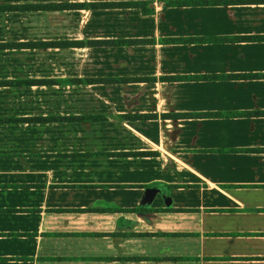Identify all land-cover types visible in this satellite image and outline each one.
<instances>
[{
  "label": "crops",
  "instance_id": "0c3cea01",
  "mask_svg": "<svg viewBox=\"0 0 264 264\" xmlns=\"http://www.w3.org/2000/svg\"><path fill=\"white\" fill-rule=\"evenodd\" d=\"M170 1L0 0V42L80 41L0 47L31 80L0 83V264H264V74L220 76L264 39H161L264 34V1Z\"/></svg>",
  "mask_w": 264,
  "mask_h": 264
},
{
  "label": "trees",
  "instance_id": "16d2710c",
  "mask_svg": "<svg viewBox=\"0 0 264 264\" xmlns=\"http://www.w3.org/2000/svg\"><path fill=\"white\" fill-rule=\"evenodd\" d=\"M257 1H264V0H174L170 1L171 3H182V2H197V3H227V2H257ZM113 3V2H111ZM118 4L124 5V4H135L141 6L142 10L144 12H149L152 10L151 7L148 6L147 1H130V2H116ZM12 6H18V5H9V4H0V9H6L10 8ZM162 40L166 41H204V40H227V39H264V34H246V35H229V36H214V37H204V36H175V37H165L161 38ZM153 39H110V40H104L101 41L103 43H108V44H124V43H130V42H135V41H150ZM98 42V41H97ZM71 43H80V41L74 40V41H63V40H48V41H24V42H0V47H5V46H57V45H67ZM259 74H264L260 72H235V73H222L220 76H227V77H234V76H254V75H259ZM219 76L218 74L214 73H203V74H188V75H163L161 76L162 78H170V79H177V78H189V77H204V78H210V77H216ZM123 79H147V76H126V77H121ZM100 78H93V77H88L86 78L87 81H97ZM78 80H81L80 78ZM77 80V81H78ZM31 80H20V79H0V83H21V82H29ZM264 113V111H258V110H246L242 111L240 113L244 114H250V113ZM194 112H169L167 113L170 116H177V115H192ZM199 113V112H196ZM157 184V182L151 183L150 185ZM167 186H171V184H168ZM142 208V207H139ZM143 209H145L143 207ZM147 209V207H146Z\"/></svg>",
  "mask_w": 264,
  "mask_h": 264
},
{
  "label": "rangeland",
  "instance_id": "374dc122",
  "mask_svg": "<svg viewBox=\"0 0 264 264\" xmlns=\"http://www.w3.org/2000/svg\"><path fill=\"white\" fill-rule=\"evenodd\" d=\"M98 51V50H97ZM101 53H104V51H101ZM98 56H99V53H98ZM85 80V78H83V81ZM95 154V153H92V155ZM94 164V163H93ZM163 186V185H162ZM170 189H169V186L167 185H164V187L162 188V193L168 195Z\"/></svg>",
  "mask_w": 264,
  "mask_h": 264
}]
</instances>
